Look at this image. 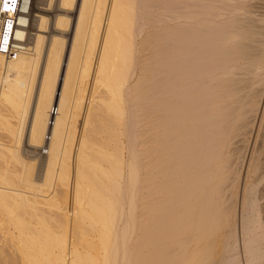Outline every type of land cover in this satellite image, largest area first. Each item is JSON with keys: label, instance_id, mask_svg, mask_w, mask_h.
Returning <instances> with one entry per match:
<instances>
[{"label": "bare ground", "instance_id": "obj_1", "mask_svg": "<svg viewBox=\"0 0 264 264\" xmlns=\"http://www.w3.org/2000/svg\"><path fill=\"white\" fill-rule=\"evenodd\" d=\"M59 1L0 55V264H264V0Z\"/></svg>", "mask_w": 264, "mask_h": 264}, {"label": "rangeland", "instance_id": "obj_2", "mask_svg": "<svg viewBox=\"0 0 264 264\" xmlns=\"http://www.w3.org/2000/svg\"><path fill=\"white\" fill-rule=\"evenodd\" d=\"M50 2L52 5L50 4ZM47 6H48V8H47ZM33 7H34V10H33V14H31V20H30V25H29V34H28L27 40H28L29 46L32 47V45L35 44V41L37 39V36H35V35H37L36 32L38 33L39 26L41 25V19H39V17H37L36 15L38 14V15L45 16V18L47 19L48 26L46 24V28H47L46 31L47 32L42 33V34L46 38L45 39V44H46L45 45V51H47V47H49V45H50L52 36L58 34V32H59V31L55 30V24H56L55 22L57 20V17L62 16L64 14V11L61 10V8H60V1L59 0H53V2H52V0H50V1L49 0H34ZM67 14H68L67 15L68 18L70 19V21H72V24H73L75 22V18L77 17L78 11L75 9L74 11H68ZM65 34L68 36L67 38H68V43H69V39H71L72 32L70 31V32L65 33ZM63 68L65 69V67H63ZM87 104L88 103H86L85 106H88ZM83 114H84V109L82 110L80 117L78 119L77 137L81 133V131H79V130L83 129V124H84V122H83L84 121V115ZM28 128L29 127L26 128V131L24 132V135H23L22 139L20 140V143L18 145V150H19L18 152L22 156V158L25 160V162L27 161V164L29 166L28 168H30V169H28V172L30 173V175L32 174L31 175L32 178H34L37 182L41 183L43 181L44 175H45L47 158H48L47 149H48V145H49L50 140H51V134L48 133L46 136L44 145L42 147L37 148L35 146H32L31 143L29 142V135H28L29 131H27ZM2 136L7 137L6 135H2ZM119 138H120L121 146L123 147L124 159L127 161L128 153H127V150L124 149L127 145L126 139L122 135ZM3 139H4V137L2 138V140ZM8 140H9L8 138H5L3 141L7 142V144H10L11 142H10V140L9 141ZM12 146H13V144H12ZM75 147H76V145H75ZM77 149H78V147H77ZM77 149L75 148V153H76ZM4 161L9 162L10 167H8V169L10 168V170L13 171L12 173H14V172L16 173L17 171L20 172V170L22 169V166L18 165V163H15L14 161H10V160H4ZM4 161H1V163L4 164L3 163ZM30 161H31V163H30ZM34 165H35V167H34ZM11 171H10V173H11ZM70 181L68 183L70 189H69V187H68V189H66V199H67V206H68L67 207L68 211H66V212H68L67 216H69L70 220H73L72 218H74L73 216L75 215V201H74V194H75L74 181L75 180H70ZM60 204H61V206H64L63 203H60ZM50 210H49V208L45 207L44 212L46 214L44 212H42L41 216L45 217L46 222L49 221L47 223V226H49V228L51 227L50 229H52L53 232H55V233H57L59 231L60 233H57V235L61 236V234L65 232V230L62 231L65 228L64 221L62 218H59L60 216L58 214H56L54 210H51L52 212ZM1 211H3V210L0 209V213H1ZM56 215L58 217H56ZM0 218H1V214H0ZM46 218H47V220H46ZM55 218H57V219H55ZM54 223H57V224H54ZM59 223L61 224V226L59 225ZM54 229H57V230H54Z\"/></svg>", "mask_w": 264, "mask_h": 264}, {"label": "built area", "instance_id": "obj_3", "mask_svg": "<svg viewBox=\"0 0 264 264\" xmlns=\"http://www.w3.org/2000/svg\"><path fill=\"white\" fill-rule=\"evenodd\" d=\"M31 2L32 0H0V55L8 60H14L28 51V40H21L17 33L28 30Z\"/></svg>", "mask_w": 264, "mask_h": 264}]
</instances>
